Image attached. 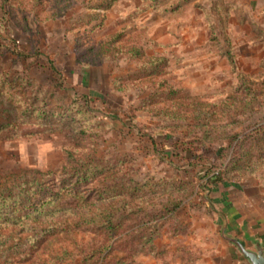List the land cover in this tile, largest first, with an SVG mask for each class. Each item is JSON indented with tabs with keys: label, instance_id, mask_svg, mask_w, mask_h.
<instances>
[{
	"label": "rangeland",
	"instance_id": "1",
	"mask_svg": "<svg viewBox=\"0 0 264 264\" xmlns=\"http://www.w3.org/2000/svg\"><path fill=\"white\" fill-rule=\"evenodd\" d=\"M107 1L0 0V192L55 194L0 264H251L223 227L264 243V22Z\"/></svg>",
	"mask_w": 264,
	"mask_h": 264
},
{
	"label": "trees",
	"instance_id": "2",
	"mask_svg": "<svg viewBox=\"0 0 264 264\" xmlns=\"http://www.w3.org/2000/svg\"><path fill=\"white\" fill-rule=\"evenodd\" d=\"M112 1L108 0L107 5H109ZM106 5V6H107ZM218 179V175L215 174V177ZM40 189H37L35 192H33L32 197H28L26 199L30 201V203H26L25 201H22V205L16 207V209L10 208V206L7 205V200L9 199L10 193H7L6 191L0 192V223H17L22 218L29 216V214H32L34 210L39 209L42 205L48 203L55 194L51 193L47 197L45 194L39 195ZM38 197V198H36ZM32 209V210H31Z\"/></svg>",
	"mask_w": 264,
	"mask_h": 264
},
{
	"label": "water",
	"instance_id": "3",
	"mask_svg": "<svg viewBox=\"0 0 264 264\" xmlns=\"http://www.w3.org/2000/svg\"><path fill=\"white\" fill-rule=\"evenodd\" d=\"M224 235L236 244L240 251L248 258L251 264H264V243L257 238H252L254 247H248L243 239L237 238L234 235L226 232V226L223 227Z\"/></svg>",
	"mask_w": 264,
	"mask_h": 264
},
{
	"label": "crops",
	"instance_id": "4",
	"mask_svg": "<svg viewBox=\"0 0 264 264\" xmlns=\"http://www.w3.org/2000/svg\"><path fill=\"white\" fill-rule=\"evenodd\" d=\"M233 5L236 7V12L241 13L242 7L245 9L249 6L250 7V16L255 20H259L260 22H264V0H232ZM243 10L244 12L246 10ZM246 14V13H245ZM248 18V19H249ZM247 19V16H246ZM259 237L264 241V226L259 230Z\"/></svg>",
	"mask_w": 264,
	"mask_h": 264
}]
</instances>
